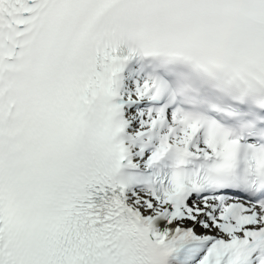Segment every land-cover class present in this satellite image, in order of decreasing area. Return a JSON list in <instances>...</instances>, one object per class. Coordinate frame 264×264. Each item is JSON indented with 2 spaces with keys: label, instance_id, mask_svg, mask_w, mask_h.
Returning a JSON list of instances; mask_svg holds the SVG:
<instances>
[{
  "label": "snow or ice",
  "instance_id": "snow-or-ice-1",
  "mask_svg": "<svg viewBox=\"0 0 264 264\" xmlns=\"http://www.w3.org/2000/svg\"><path fill=\"white\" fill-rule=\"evenodd\" d=\"M0 264H264V0H0Z\"/></svg>",
  "mask_w": 264,
  "mask_h": 264
}]
</instances>
